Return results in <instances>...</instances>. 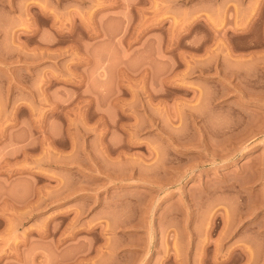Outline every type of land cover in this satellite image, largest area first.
<instances>
[{
	"label": "rangeland",
	"instance_id": "1",
	"mask_svg": "<svg viewBox=\"0 0 264 264\" xmlns=\"http://www.w3.org/2000/svg\"><path fill=\"white\" fill-rule=\"evenodd\" d=\"M0 264H264V0H0Z\"/></svg>",
	"mask_w": 264,
	"mask_h": 264
}]
</instances>
